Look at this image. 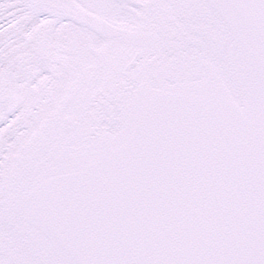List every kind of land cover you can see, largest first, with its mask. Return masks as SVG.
<instances>
[{
	"label": "snow or ice",
	"instance_id": "obj_1",
	"mask_svg": "<svg viewBox=\"0 0 264 264\" xmlns=\"http://www.w3.org/2000/svg\"><path fill=\"white\" fill-rule=\"evenodd\" d=\"M0 264H264V0H0Z\"/></svg>",
	"mask_w": 264,
	"mask_h": 264
}]
</instances>
